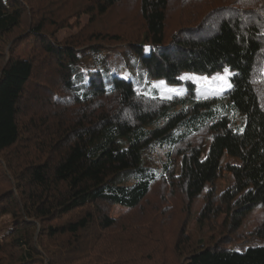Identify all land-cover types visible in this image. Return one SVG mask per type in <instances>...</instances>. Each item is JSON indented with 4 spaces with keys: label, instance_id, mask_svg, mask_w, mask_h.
I'll use <instances>...</instances> for the list:
<instances>
[{
    "label": "trees",
    "instance_id": "1",
    "mask_svg": "<svg viewBox=\"0 0 264 264\" xmlns=\"http://www.w3.org/2000/svg\"><path fill=\"white\" fill-rule=\"evenodd\" d=\"M32 1L0 0V264H119L102 246L119 233L113 209L188 217L202 197L210 238L184 224L173 264H264L263 231L234 237L264 209V0H134L131 41L94 28L126 0ZM84 17L92 30L61 40ZM225 69L231 87L215 96L181 79Z\"/></svg>",
    "mask_w": 264,
    "mask_h": 264
},
{
    "label": "rangeland",
    "instance_id": "2",
    "mask_svg": "<svg viewBox=\"0 0 264 264\" xmlns=\"http://www.w3.org/2000/svg\"><path fill=\"white\" fill-rule=\"evenodd\" d=\"M35 1H32L33 5L39 8L45 3L46 0H40L42 5L37 3L39 0L36 2ZM47 1L55 3V7H62L64 5V0ZM133 3L134 0H126L120 4L118 8L114 9L108 17L103 20L101 19L99 22L97 21L94 24V28L100 29L101 22L107 27L115 28V31L117 32L115 34L119 36V38H123L126 41H131L132 39H136L137 37L141 36L142 31L139 30L140 25L136 23V16L138 12L136 9L134 11L131 9L134 6L132 5ZM68 8L69 7H67L66 10H68ZM177 15L178 13L170 15V23L173 22L174 19L179 18ZM81 19L82 21L76 27H71L70 29H66L59 33L61 40H64V38L67 37H74L79 34L81 35L82 32L87 33L88 31L92 30V28H90L89 17H84ZM70 23L74 24L76 22L74 20ZM174 29L175 28L170 27V32ZM24 32V29L17 31V33H15L11 39H14L15 35L18 36ZM232 75L233 72L228 69L227 74L225 71H222L211 78L201 76L197 77L193 74H185L183 76L200 78V82H194L187 79L183 80L195 84L196 89L200 94L206 96H215L223 93L227 89H230L228 85H231L230 76ZM203 78H207V83L203 82ZM155 84L163 89V93L166 97L177 95V92L180 93L179 95H182L184 92H186V85L172 87L167 85L164 81H156ZM169 89H175L176 92H170ZM226 161L227 159L224 160V163H226ZM231 179V176L226 174L222 179L219 180L217 186L218 193L223 192L230 187L232 182ZM169 201L171 203L170 208H173L175 206V202H172V200ZM152 203L154 204L155 201L153 200ZM204 204L205 201L203 197L193 202L190 206L191 208L188 217L187 213H184V215L181 213L177 215V206L175 207V210H167V212L161 214V216H155L157 218H145L146 214L143 207L134 211L124 210L121 207H116L113 209L112 216L119 220V233L115 232L113 235H111V237L102 235L104 238L103 241L106 242V244H103L102 246L105 247L109 243L113 244L112 246L116 248L115 250L117 252L119 251V255L116 254L114 257V259H118L119 257V264H147L149 262L148 259L151 257L153 261H156V263L163 262V264H173L175 263L173 262L174 259H170L174 255L173 245H175L179 231L183 228L184 224L186 225V233L192 235L193 238L204 240L210 238L206 232L207 230H202L195 221L197 215L203 209ZM183 219H188V222H185ZM156 220H159L160 223H157ZM10 222V216H3L1 218L2 224H10ZM147 224H149V226H146ZM164 224L165 226H162ZM131 226L142 228V231L137 235H134V233H131L130 231L125 233L124 229H127ZM258 231L264 232V209L261 207L256 208L255 211L253 210L247 217H245L241 230H239V232L234 235L236 241L235 244L239 246H246L247 244L258 243L259 238L255 233ZM98 234L100 233L97 232L96 235ZM97 239H94L93 242L87 244L88 249L92 247ZM102 261L104 263L110 262L112 264V261H107L106 259H103Z\"/></svg>",
    "mask_w": 264,
    "mask_h": 264
},
{
    "label": "snow or ice",
    "instance_id": "3",
    "mask_svg": "<svg viewBox=\"0 0 264 264\" xmlns=\"http://www.w3.org/2000/svg\"><path fill=\"white\" fill-rule=\"evenodd\" d=\"M225 73H228V70L225 69ZM181 79H187V80H192L194 82H200V78H196V77H181ZM203 82L207 83V78H203ZM228 87H231V85L229 84ZM170 92H176L175 89H169ZM177 95H179L180 93H176Z\"/></svg>",
    "mask_w": 264,
    "mask_h": 264
}]
</instances>
